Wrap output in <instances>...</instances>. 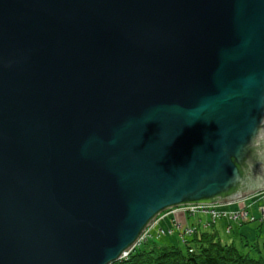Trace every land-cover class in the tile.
Here are the masks:
<instances>
[{
  "label": "water",
  "instance_id": "95a60500",
  "mask_svg": "<svg viewBox=\"0 0 264 264\" xmlns=\"http://www.w3.org/2000/svg\"><path fill=\"white\" fill-rule=\"evenodd\" d=\"M259 192L264 0H0V264H111Z\"/></svg>",
  "mask_w": 264,
  "mask_h": 264
},
{
  "label": "rangeland",
  "instance_id": "374dc122",
  "mask_svg": "<svg viewBox=\"0 0 264 264\" xmlns=\"http://www.w3.org/2000/svg\"><path fill=\"white\" fill-rule=\"evenodd\" d=\"M218 204L222 206V210L229 212H236L244 205L248 214L257 218L258 208L264 206V193H256L245 200H237L224 204L217 203V205ZM155 218H157V216ZM172 221L176 222L175 226L172 224ZM159 228L166 231L171 230L172 234L159 238L157 237V230ZM189 230L191 233H187ZM210 232H215L222 243L233 244L243 251V253H249L252 257L258 256L256 250L252 248L244 249L241 246L243 243H248L249 245L255 244L258 246L260 256L264 259V227L260 226L257 222L239 225L238 223H230L226 219H220L214 224H211L210 219L205 215L188 217L178 213L176 215H169L159 221L156 230L152 232L151 239H155V241L161 245L176 246L185 251L184 241L190 240L194 235Z\"/></svg>",
  "mask_w": 264,
  "mask_h": 264
},
{
  "label": "trees",
  "instance_id": "16d2710c",
  "mask_svg": "<svg viewBox=\"0 0 264 264\" xmlns=\"http://www.w3.org/2000/svg\"><path fill=\"white\" fill-rule=\"evenodd\" d=\"M184 245L185 251L148 239L136 246L126 259L111 264H264L257 245L243 243L241 246L256 250L258 256L252 257L233 244L222 243L215 232L194 235Z\"/></svg>",
  "mask_w": 264,
  "mask_h": 264
},
{
  "label": "built area",
  "instance_id": "2783aa9c",
  "mask_svg": "<svg viewBox=\"0 0 264 264\" xmlns=\"http://www.w3.org/2000/svg\"><path fill=\"white\" fill-rule=\"evenodd\" d=\"M182 214L184 216L188 217H194L197 215H205L210 219V223L214 224L217 220L220 219H226L230 223H238L239 225L245 224V223H251V222H257L259 225L264 226V206L258 208V217L255 218L253 216H250L243 205L241 209H239L236 212H229L222 210V206L217 203H199V204H188L179 206L176 208H171L163 213H160L157 215V218H155L151 223H149L145 229L141 232L139 237L137 238L136 242L127 250L125 251L121 259H126L128 257V254L139 244L147 241L148 239L152 238V232L153 230H156V226L158 225L159 221L164 219L165 217L169 215H176V214ZM175 221H172V224L175 226ZM187 233H191V231H187ZM171 230H163L159 228L157 230V237L171 235Z\"/></svg>",
  "mask_w": 264,
  "mask_h": 264
}]
</instances>
